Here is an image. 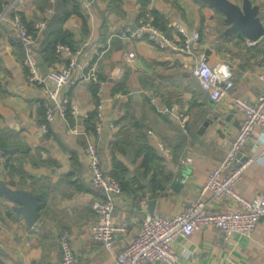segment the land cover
I'll list each match as a JSON object with an SVG mask.
<instances>
[{"label":"crops","instance_id":"obj_1","mask_svg":"<svg viewBox=\"0 0 264 264\" xmlns=\"http://www.w3.org/2000/svg\"><path fill=\"white\" fill-rule=\"evenodd\" d=\"M13 1L0 0V7ZM62 1L52 26L60 30L58 38L79 51L74 72L95 67L100 83L81 81L64 90L77 108L68 121L80 125V134L71 133L60 118L44 133V104L51 101L43 86L30 82L25 49L11 22L0 25V135L6 147L0 149V264H60L64 235L70 238L74 264H115L147 213L175 216L198 199L208 201L214 212L233 207L202 190L243 120L233 96L256 101L262 89L258 76L264 70V34L250 46L248 37L230 32L225 16L201 0H78L79 9L73 0ZM228 1L241 5L244 0ZM249 1L259 8L264 26V0ZM16 10L27 26L45 16L36 0H17ZM146 11L178 42L181 30L197 32L200 39L192 53L160 50L148 38L123 40L120 31L136 28ZM43 40L42 35L36 38L39 59ZM132 51L136 57L129 61ZM56 52L41 57L42 71L68 64L71 54ZM202 53L211 66L226 63L233 69L235 87L219 102L193 74ZM171 107L184 114L185 129L177 115L166 110ZM88 139L97 145L101 166L123 186L113 215L129 229L117 236L112 251L90 234L98 217L93 204L103 194L93 185ZM263 149L264 129L257 126L239 160L257 157ZM184 158L191 160V167L182 163ZM236 191L249 200L264 195V160L245 169ZM29 205L40 214L34 223L26 218ZM172 247L180 256L178 264H264V217L247 236L226 240L220 229L207 227L177 237Z\"/></svg>","mask_w":264,"mask_h":264},{"label":"built area","instance_id":"obj_2","mask_svg":"<svg viewBox=\"0 0 264 264\" xmlns=\"http://www.w3.org/2000/svg\"><path fill=\"white\" fill-rule=\"evenodd\" d=\"M16 4L17 0L0 7V25L7 20L11 22L18 39L25 46L24 65L29 73L30 82L43 86L51 101L44 104L43 131L48 133L49 125L60 118L68 123L71 133L80 134V125L68 121L69 114H74L77 108L64 96V90L81 81L100 83L96 69L91 67L85 73L74 72L76 55L79 51H73L68 45L59 44L56 48L58 52L66 51L71 54L68 64L60 69L42 71L36 50L37 37L29 30L21 14L16 10ZM52 12L50 8L43 12L42 16H45L35 22L34 28L43 29L46 26V18L51 16ZM181 31L182 40L178 42L165 34L153 22L150 12L146 11L140 15L136 28H124L119 36L125 41L148 38L160 50L191 54L200 36L197 32L189 34ZM257 42V40H249L248 43L250 46H255ZM135 57L136 54L132 51L129 52L127 59L133 61ZM193 74L200 81L203 90L208 92L215 102L230 96L235 87L232 67L226 63L211 66L204 53L200 54L194 63ZM258 78L262 89L256 101H249L238 95L233 96L235 108L243 114V120L229 152L220 165L210 171L202 190L203 194L211 191L214 198L227 200L233 207L223 212H214L211 211L208 201L198 199L175 216H165L159 212L147 213L137 235L117 254L115 264H151L152 262L178 264L180 256L173 250L172 242L179 236L189 237L196 231L213 227L220 229L224 238L229 240L235 235L247 236L255 230L257 223L264 217V195L249 200L236 191V186L250 164L264 160V149L257 157L239 160V154L255 127L264 129V70L259 73ZM101 110L102 105H98V117H101ZM166 110L171 114L175 113L182 128H186L185 116L182 112H177L175 107ZM160 148L165 156L169 155L168 150L164 147ZM86 157L92 171L93 185L103 194V198L93 204L98 217L90 225V234L94 241L101 242L107 250L112 251L117 236L125 234L129 229L128 224L116 221L113 215L116 198L122 193L123 186L115 176L101 166L97 145L90 139L87 141ZM190 161L189 158H184L182 163L191 167ZM60 246L63 252L60 264H74L75 254L68 235L62 237Z\"/></svg>","mask_w":264,"mask_h":264},{"label":"water","instance_id":"obj_3","mask_svg":"<svg viewBox=\"0 0 264 264\" xmlns=\"http://www.w3.org/2000/svg\"><path fill=\"white\" fill-rule=\"evenodd\" d=\"M216 10L221 12L226 21L231 24L229 31H241L250 40H257L264 34V26L261 18L258 16L259 8L252 6L249 0H244L241 5L234 4L228 0H201ZM90 3L96 4V0H89ZM39 66L43 67L42 58L39 59ZM207 123L201 128L200 133L205 129ZM6 193H9L6 190ZM15 199L16 196L10 194L9 196ZM33 200L37 197L32 196ZM21 211V210H20ZM26 218L30 219L31 223H34L40 214H36L35 206L27 207Z\"/></svg>","mask_w":264,"mask_h":264},{"label":"trees","instance_id":"obj_4","mask_svg":"<svg viewBox=\"0 0 264 264\" xmlns=\"http://www.w3.org/2000/svg\"><path fill=\"white\" fill-rule=\"evenodd\" d=\"M68 1L69 0H63L62 2L64 3V2H68ZM73 1L75 2V8L79 9L80 3L78 2V0H73ZM36 2H37L38 8L42 11V13L45 12L49 8L53 10L51 16L48 17V19L46 18V26L43 29L36 30L34 28L35 22L40 19L39 16H38L36 21L34 20L30 25L28 24L29 30L31 32H33L36 35V37H38L39 35L44 36L42 48H41V51H40L41 57L42 56L44 57L46 52H50V53L53 52V53L57 54V52H56L57 49L56 48H57V45H59V44H65V45H68V46L72 47L70 42L66 41L63 38H58L60 36V34L58 33L60 30H58V29L54 30V28L52 26L53 23L55 21H57V19H56L58 17V13L57 12L59 10L58 2L61 3V0H53V2H51V0H36ZM62 15H64V12H63ZM62 19H63L62 16L58 19L59 20L58 21L59 24L61 23ZM23 20H24V18H23ZM48 33L51 36L52 35L54 36L56 34L55 39L53 37L51 38V36H48L47 35ZM22 45H23V47L25 49V46H24L23 43H22ZM74 51H76V50H74ZM69 116H70V114H69ZM94 118H95V114L94 115L91 114V119L90 120L93 121ZM0 149H2L3 151L6 149L5 144L2 141V136L1 135H0ZM112 175L115 176L114 174H112Z\"/></svg>","mask_w":264,"mask_h":264}]
</instances>
